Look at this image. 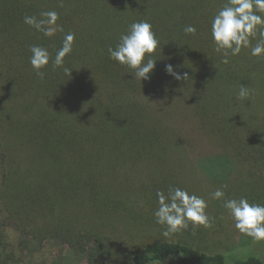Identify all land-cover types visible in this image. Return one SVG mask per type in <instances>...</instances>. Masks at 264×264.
<instances>
[{
	"label": "trees",
	"instance_id": "16d2710c",
	"mask_svg": "<svg viewBox=\"0 0 264 264\" xmlns=\"http://www.w3.org/2000/svg\"><path fill=\"white\" fill-rule=\"evenodd\" d=\"M225 2L0 0V264H37L40 247L34 258L24 252L47 236L86 253L88 264H228L192 240L158 239L153 212L136 198L152 207L158 185L165 193L182 188L184 178L172 171L180 164L214 175L205 166L218 156L205 155L203 144L215 138L205 116L229 81L260 67L248 63L250 49L228 64L215 52L211 20ZM49 10L59 13L64 33H75L65 59L71 76L50 64L41 79L29 62L32 45L53 58L62 46L64 33L48 38L23 22ZM141 20L160 41L156 67L142 82L108 55ZM187 25L195 35L184 33ZM168 64L190 80H175ZM253 163L264 170V155ZM125 174L147 178L136 183ZM78 202L85 210L74 214L68 207ZM121 217L137 224L122 232L113 220ZM232 264L264 262L250 255Z\"/></svg>",
	"mask_w": 264,
	"mask_h": 264
},
{
	"label": "rangeland",
	"instance_id": "374dc122",
	"mask_svg": "<svg viewBox=\"0 0 264 264\" xmlns=\"http://www.w3.org/2000/svg\"><path fill=\"white\" fill-rule=\"evenodd\" d=\"M247 54L248 63L257 64L260 67H249L248 71L240 78H233L229 81L215 100L214 110L205 116L208 130L215 137L214 141L207 140L203 144L205 155H218L215 160L206 163L205 166L206 171L212 172L217 179H214V175L200 173L196 166L189 164L185 166L180 164L179 170H172L184 178V181L180 182L182 189H187L190 193L208 201L207 211L216 218L215 226L211 229L201 227L193 230L190 225L189 229L166 238L162 235L165 226L157 224L159 232L153 233L158 239L166 241L192 240L205 253L224 255L228 264H232L236 259H245L250 255H255L264 262V242L255 243L252 238L239 233L234 227V221L229 216L228 210L223 207V201L211 198V193L214 190L222 188L227 198L238 199L243 196L250 203L264 204V170L261 168L263 163H253L254 158L258 159L264 155V59L254 57L250 52H246L245 55ZM244 76L248 79L243 78ZM240 85L254 90L250 99H237ZM251 157L254 158L251 160L249 159ZM63 170L67 173L71 171L68 167ZM73 171L79 174L77 169L73 168ZM125 175L129 178L134 175L136 183L147 178L139 174ZM225 185L226 187H222ZM123 187L128 188V185ZM158 189L165 190L161 185H158ZM138 194L140 195V193ZM136 198L140 200L143 211L151 210L154 213L158 207L157 200L154 206L149 207L145 196ZM68 209L74 214H80L85 210V206L78 202L70 205ZM124 218L113 220L114 223H117ZM121 223L122 232L123 230H132L137 224L136 222ZM28 240L29 238L26 241ZM38 247L40 248L37 256L35 251ZM35 256L39 258L35 259L37 264L43 263L41 259L47 261L48 264H88L86 253L75 247H70L65 241L53 240L50 236L42 238L39 242H29L28 249L24 252V259ZM168 264L174 263L169 262Z\"/></svg>",
	"mask_w": 264,
	"mask_h": 264
},
{
	"label": "clouds",
	"instance_id": "9594fccd",
	"mask_svg": "<svg viewBox=\"0 0 264 264\" xmlns=\"http://www.w3.org/2000/svg\"><path fill=\"white\" fill-rule=\"evenodd\" d=\"M59 20V13L55 10L42 11L39 16L25 15L23 18L24 24L48 38L58 32L64 33ZM183 31L186 35H195L197 29L187 25ZM211 36L214 50L221 54L224 64L230 62V57L239 56L244 49H250L252 56L264 59V0H226L211 20ZM253 39L257 40L254 45ZM75 40V33H64L62 46L54 58L47 48L32 45L29 62L36 75L43 79L45 70L51 64L53 70L62 68L66 76H71L72 70L65 66V59L72 54ZM159 48L160 41L152 24L141 20L129 25L127 33L120 35L115 48H108V55L131 69L135 80L142 82L150 79L156 67L155 55ZM166 72L177 81L190 80L187 72L181 74L171 64L166 66ZM253 94V89L240 85L237 99H250ZM156 197L158 207L153 215L157 224L165 226L162 235L166 238L189 229L190 225L193 230L215 226L216 218L207 211L208 201L187 189L169 186L167 193L157 190ZM211 198L223 201V207L228 210L239 233L252 238L255 243L264 242V204L250 203L243 196L227 198L222 188L214 190Z\"/></svg>",
	"mask_w": 264,
	"mask_h": 264
}]
</instances>
